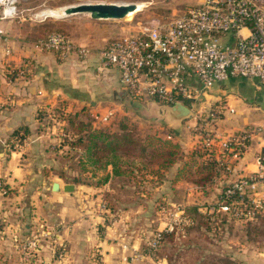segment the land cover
<instances>
[{
	"label": "crops",
	"instance_id": "obj_1",
	"mask_svg": "<svg viewBox=\"0 0 264 264\" xmlns=\"http://www.w3.org/2000/svg\"><path fill=\"white\" fill-rule=\"evenodd\" d=\"M82 15L86 17L84 20L92 19L87 14ZM72 19L64 18L57 21L55 19L54 25L57 28L62 26L66 30H71L72 24L69 23H72ZM96 32L99 33V31ZM6 37L0 36V40H2L0 58L3 57L4 61L13 59L14 64L17 65L20 63V58L27 56L33 59V65L24 76L20 77H7L0 72V181L7 184L10 192L7 197L0 198L3 206L2 208L0 206V264H96V259L90 257L93 250L100 255L98 264H119L123 255L126 254L125 252L131 253L134 248L138 246L140 248L144 242L138 238H132L133 235L130 236L129 233L123 235L116 228L115 223L104 225V221L108 220V214H89V210L81 208L80 203L77 202L80 197L85 195L78 194V192L66 194L63 186L69 183L62 181L60 176L52 170L56 163L55 152L48 149V137L44 136L54 135V131L43 132L40 129V118L38 117L41 111L51 112L56 108L70 116L78 117L81 114L80 111H85V106L88 103L95 105L94 109L112 108L111 101L102 99H108L113 92L119 91L121 84L118 74L115 77L110 72L109 78L112 80L101 82L91 80L89 77L85 78L84 74L89 71L95 68L101 70L104 67L99 61L100 51H97L96 45L84 44L81 42L83 39L74 34H72V40L89 49L88 58L85 60L72 56L68 60L60 62L52 52L39 51L34 46L25 45V41L21 40L20 36H18L19 38L13 36L12 40L10 36L7 37L8 40ZM7 43L11 47L7 46ZM7 47L10 48L9 55H5ZM84 69L87 71L84 72ZM233 79H235L234 83L231 82ZM233 79L215 83L206 91L207 102L211 101L214 108H220L221 110L218 112L223 113L221 115L223 117L218 122L216 120L214 124L218 128V132L225 134L241 130L246 126H264L263 108H260L255 101L252 106H247L244 101L246 97L242 96V78ZM246 81L250 82L249 86L254 87L252 88L254 93L264 89L257 80L246 79ZM121 89L123 94L116 100L122 104L123 100L127 98L124 89L122 87ZM208 96L209 99H207ZM96 97L97 100H92ZM251 97L253 98L252 94ZM221 99L224 100L222 105L220 104ZM143 102L132 101V104H140L143 110L146 109L144 117H151L146 119L149 127L146 133H151L152 130L153 133H156L157 129L151 128L158 121H151L155 117L158 119L157 107L166 105H159L148 100ZM126 111L129 115L134 114L130 108ZM92 124L95 125L94 122ZM174 132L175 134L164 133L158 128L157 135L178 143L181 152L176 162L164 172V178L157 183L155 189L162 199H166L171 205L179 206L192 216L195 225L188 227L187 231L185 230L186 235L181 234V237L177 230L174 231L172 243H164V246L159 250L158 264H170L168 254L165 252L167 245L173 246L176 237L182 238L184 235L188 237L190 230L197 227L198 223L194 214L197 217L202 214L206 215V212H210L211 207L217 212L222 210L216 208V203L224 182H216L211 170L210 175H208L209 172L205 173L208 176L202 181H196L185 175L186 170H190L196 174H194V178L199 180L197 173H199L198 171L202 172V168L199 167L204 160L198 154L199 152L194 150L195 144L200 142L196 131L193 128L191 130L178 128ZM57 139L59 140V138ZM259 140V137L255 136L244 156L235 161L236 174L242 175V173L248 172L249 166L255 165V155L264 148V144ZM77 151H79L80 159L82 150ZM107 173L109 178L103 185L111 182L114 184L120 179L111 175L110 166L104 171V174ZM148 177L152 179L151 176ZM54 182L60 184L57 191H53L51 188ZM112 185L113 190L114 186ZM83 190L86 191L88 188L85 187ZM16 202H19V207ZM223 211H226L227 214L222 222L221 245L225 242L224 247L231 249L235 245L230 242L233 237L230 233L227 234V227L229 226L231 229L233 226H238L241 233L242 228L245 230V227L242 226V220L237 221L231 217L228 210L223 209ZM40 219H42L41 222L47 220L45 225L50 224L51 227L56 228L57 231L53 230L54 235L44 236L45 231L49 228L47 226L42 228L41 223L36 226L35 224ZM249 227L257 232L259 227L262 228V222L250 223ZM200 229L204 230L202 226ZM206 229H208V234L212 233L208 225H206ZM36 232H38L40 240L39 249L35 252L30 251L32 256L26 260L23 257L24 251L21 245L32 238ZM212 235L214 234L212 233ZM185 236L184 238H186ZM240 241L242 242V240ZM58 244H64L66 247L65 256L61 259L57 258L55 252ZM259 249L261 250L254 246V250H258L256 252H259ZM258 254L262 255L261 252ZM252 259L256 264L263 263V258H257V255H253ZM252 259L246 260V263H252ZM151 262L153 263L152 258L142 256V260L137 264H151ZM232 264L234 263L232 262Z\"/></svg>",
	"mask_w": 264,
	"mask_h": 264
},
{
	"label": "built area",
	"instance_id": "obj_2",
	"mask_svg": "<svg viewBox=\"0 0 264 264\" xmlns=\"http://www.w3.org/2000/svg\"><path fill=\"white\" fill-rule=\"evenodd\" d=\"M15 2L0 0L3 18L15 14ZM138 25L133 31L110 38L99 53L101 66L117 70L119 83L130 98L166 106L182 103L192 110L196 119L201 117L204 107L202 98H206V91L215 83L245 78L257 80L264 87V0H202L198 5L189 6L169 24L149 21ZM33 44L36 50L52 52L60 62L72 56L85 60L89 55L87 46L75 43L60 31L50 32ZM9 54L7 47L5 55ZM32 65L33 62L25 58L17 65H8L6 73L13 78L24 76ZM210 111L218 112L215 108ZM111 115L108 112L101 122ZM211 116L214 122L216 119ZM49 117L63 132L66 120L61 114L51 111L44 121L50 123ZM43 124V132L54 131L49 124ZM194 131L200 139L194 150L211 163L213 179L225 183L217 198V209L230 210L244 221L264 219L262 151L255 155V170L242 175L234 170L235 161L244 156L255 136L264 144V126L225 134L216 127H197ZM8 192L7 184L0 181V195L6 196ZM174 212L173 222L156 231L147 242L146 254L152 259L156 257L163 233L177 230L184 234L195 223L184 209L177 208ZM216 212L211 207L206 213ZM54 234L52 229H47L44 236ZM39 244L38 235L26 240L21 245L24 259L29 260L30 251H37ZM55 252L58 257H64L65 245L58 244Z\"/></svg>",
	"mask_w": 264,
	"mask_h": 264
},
{
	"label": "rangeland",
	"instance_id": "obj_3",
	"mask_svg": "<svg viewBox=\"0 0 264 264\" xmlns=\"http://www.w3.org/2000/svg\"><path fill=\"white\" fill-rule=\"evenodd\" d=\"M82 1L85 0H16L14 3L16 12L12 15V17L7 18H3V6L0 4V29L3 32V34L0 36H10L11 40L14 39L13 36H20L21 40L25 41V45L30 47L34 46L33 43L37 39L44 37L50 32L60 31L66 33L71 39L72 34H74L76 37L83 39L81 42L84 44L87 43L96 45L97 51H100V49L110 38L119 37L128 31L137 29L139 27V23L145 25L149 21H154L160 24H169L179 15H181L189 6L198 5L202 2V0H91L93 2H134L140 3L142 7L135 14H132L130 18L118 20H84L86 17H83L84 15L82 14L58 18L51 16H36L39 11L45 8L57 9ZM64 18H73L71 21L72 23H69L72 24L71 30H66L65 28H62V26L57 28L54 25L55 19L57 21ZM85 27H87V29H84ZM96 31H99V33ZM1 41L2 40H0V44ZM7 46L11 47L8 43ZM25 58H28V60L33 62V59L27 56L20 59L23 60ZM0 63H2V65H0V72L4 73L8 77L9 75L6 73V68L8 65L14 64L13 59H11V61H4V58L2 57L0 58ZM86 71L87 69H84V72ZM81 72H83V70H81ZM110 72H112L113 76L115 77L116 74H118L115 69L104 68L98 70L95 68L84 75H86L85 78L89 77L91 80L101 82L112 80L109 78ZM232 79L233 78H231V80ZM234 81L235 79H233L231 82L234 83ZM249 83L250 82L246 81L245 78H242V96L245 95L246 97V100H244L245 104L247 106H252V103L255 101V103L264 110V89L257 91L258 93H254L252 89L254 87L249 86ZM121 87L119 86V91L113 92L108 99H102L103 101H111L112 108L94 109L95 105L88 103V105L85 106V111H80V116L74 118L75 124L78 122H94L97 127L114 132L118 131L119 125L123 123L127 124L135 134H139L140 136H145L148 134L146 131L149 127L146 119H150L151 117H144L143 114H145L146 109L143 110L140 107V104H132V101L144 103L143 101L145 100H137L125 95L127 99L123 100L122 104L117 102L116 99L120 98L123 94ZM247 88L249 89L247 90ZM251 94L253 98L251 97ZM207 99H209V96ZM92 100H97V97L96 99ZM220 104H224L223 99L220 100ZM201 106L204 107L201 108L200 118L195 119V116H193L191 119H185L182 121L181 127L178 128H184L186 130H191V128H193L194 130V128L197 127L200 129H209L215 127L214 124L216 123V120L218 122L219 119L223 117L221 116L223 113H212L210 110H212L214 106L211 104V101L207 102L206 98H202ZM125 108H130L134 111V114L129 115L127 112L128 110L126 111ZM217 110L221 109L219 108ZM108 112H111L112 115L107 120H104V123H102L101 120H103V116ZM211 115H214L216 119L214 122ZM135 117H137V119H135ZM153 119L154 120L151 122L158 120L155 118ZM48 120L50 123L47 121H44L43 123L45 125H50L51 130H54V135L49 134L44 136L48 137V149L55 152L54 159L56 163L54 164L52 170L60 176L62 181H66L76 187V189L72 192H78V194L85 195L84 197H80L79 202H77L80 203L81 208L84 210H89V214H108V220L106 219L104 221V225H112L115 223L114 225L120 230L121 233H123V235L129 233L130 236L133 235L132 238H138L142 240L141 242H144L140 248L139 246L134 248L131 253L128 254L125 252L126 254L123 255L119 263L131 264L134 262L135 264L136 262L137 264L140 260H142V256H148L146 254V246L152 235L156 233V231L165 228L166 224L173 222V219L176 218L174 216V211L180 207L177 205H171L166 199H162L155 189L158 184L155 183V180H151L148 176L145 178V180L139 178V182H137L135 179L128 180L127 178L121 177L114 184L113 182L107 183L105 185L101 184L104 171L92 170L91 167H83L79 162V151L71 149L67 142L72 141L74 137L71 134L65 132L66 126H63V132H60V125L57 124V122L52 121L51 117H49ZM195 124L196 126H194ZM253 126L254 125L246 126L242 129H249ZM158 128L159 131L163 130L164 133L167 132L174 134L173 132L175 131L174 127L168 123H164L162 119L158 120V122H156L154 127L151 129H157L156 133H158ZM142 132L146 134H140ZM63 133L66 134L61 135ZM151 133H153V130ZM57 138H59V140ZM255 169V165L249 166L248 171ZM185 175L188 176L187 174ZM198 181H202V179ZM111 185L114 186L113 190ZM85 187H87L88 190L84 191L83 188ZM72 192H66V194H72ZM9 193L10 192H8V194L3 197H7ZM3 197L0 195V198ZM1 201L0 206L2 208L3 206ZM16 203L17 207H19V202ZM217 207L218 206L216 205V208ZM215 214H217L216 217L221 219L220 224L222 226V222L227 214L226 211L220 210L216 213H206V215L202 214V216L198 217L194 214L198 223L197 227L199 226V229H197V227L192 228L189 232L190 235H187L188 237L185 236L186 234L184 235L186 238H184V236L180 238L182 235L179 234L180 237H176L175 244H173V246L167 245L165 252L168 254V260L170 264H223V261H225L224 259H229L234 264H247L246 260H251L253 255H257V258H263L262 264H264V227L259 228V230L255 232L251 227H249V224L253 222L242 220V226L245 227V230L242 228L241 233L238 226H233L231 229L228 226L226 230L227 234L230 233V235L233 237L232 241L230 242L235 245L230 249L228 247H224L225 242L223 245H221V241L223 239L222 230L212 231L214 235H212L211 232V234L207 233L208 229H206V225H210L212 223L211 217H215ZM229 214L231 213L229 212ZM233 216L235 220L241 221V216ZM41 220L42 219L38 220L37 224L35 225L38 226V224L41 223L42 228L47 226V228L57 231L56 228L51 227L50 224H44L47 220L44 222H41ZM200 226H202L204 230L200 229ZM103 229L105 230V228ZM37 233L38 232H36L35 235H38ZM240 240H242V242ZM167 242L172 243V239ZM254 246L261 248V250L259 249V252H261L262 255H259V252H256L258 250H254ZM99 256L100 255H98V252L95 250H93L90 255L92 259H96V264H98L100 261ZM135 256L138 257L135 258ZM57 258L61 259L63 256H57ZM159 258L160 253L157 251L156 257L153 258V263L151 262V264H158ZM131 259H133V261H131ZM250 264L256 263H254L252 259V263Z\"/></svg>",
	"mask_w": 264,
	"mask_h": 264
},
{
	"label": "trees",
	"instance_id": "obj_4",
	"mask_svg": "<svg viewBox=\"0 0 264 264\" xmlns=\"http://www.w3.org/2000/svg\"><path fill=\"white\" fill-rule=\"evenodd\" d=\"M55 113H60L61 118L66 120L65 130L74 137L72 141H67L71 149L82 150L80 163L83 167L106 171L107 167L110 166L113 177H124L128 180L135 179L139 182V178L145 180L147 176H151V180L158 183L164 178V172L180 157L179 144L169 138L158 136L157 133L140 136L133 133L132 129L123 123L119 125L118 131L111 132L97 127L92 122H78L75 124L74 118L76 115L70 116L59 108L53 110V114ZM48 114L49 112L46 111L40 112L38 116L40 118V129H42V124ZM173 133L175 134V132ZM262 154L264 155V148ZM199 168H202V172L198 171L199 173H197V175H200L198 176L199 180L204 179L212 172V165L206 160ZM205 173L208 175H205ZM185 174L188 175L187 177H192V179L198 181L190 170H186ZM108 178L109 174H104L101 184L105 183ZM229 212L234 219L232 212L230 210ZM211 221L212 223L208 225L210 230L220 231L222 227L220 224L221 219L215 216ZM257 221L262 222V227H264L263 218L253 222ZM173 238L174 233H163L158 251L164 246V243ZM224 260H222L223 264L232 263L229 259Z\"/></svg>",
	"mask_w": 264,
	"mask_h": 264
},
{
	"label": "water",
	"instance_id": "obj_5",
	"mask_svg": "<svg viewBox=\"0 0 264 264\" xmlns=\"http://www.w3.org/2000/svg\"><path fill=\"white\" fill-rule=\"evenodd\" d=\"M136 9L134 2L118 3V2H93L85 0L73 5L63 6L64 15L60 17H67L76 14H87L92 19H123L126 14ZM156 115L158 120L162 119L164 123L170 124L175 129L181 126L185 119L193 117L192 110L182 103H176L172 106H158ZM156 118V117H155ZM157 120V121H158ZM59 183H52V190L57 191ZM65 192H72L74 190L73 184H65L63 186Z\"/></svg>",
	"mask_w": 264,
	"mask_h": 264
},
{
	"label": "bare ground",
	"instance_id": "obj_6",
	"mask_svg": "<svg viewBox=\"0 0 264 264\" xmlns=\"http://www.w3.org/2000/svg\"><path fill=\"white\" fill-rule=\"evenodd\" d=\"M118 3H125V2H118ZM135 4H136V9L133 10V11L128 12L123 19L130 18V16L132 14H135L138 10L141 9L142 5L140 3H135ZM6 12H7V10H6ZM63 15H64L63 7L57 8V9L45 8V9L39 11L36 14V16H40V17H48V16H51V17H57V18L60 17V16H63Z\"/></svg>",
	"mask_w": 264,
	"mask_h": 264
}]
</instances>
